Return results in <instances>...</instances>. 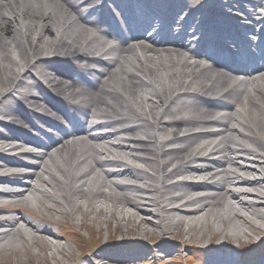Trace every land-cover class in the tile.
<instances>
[{
    "label": "bare ground",
    "instance_id": "bare-ground-1",
    "mask_svg": "<svg viewBox=\"0 0 264 264\" xmlns=\"http://www.w3.org/2000/svg\"><path fill=\"white\" fill-rule=\"evenodd\" d=\"M262 6L0 0V255L22 241L45 264L132 260L121 246L65 251L57 220L32 210L50 200L72 219L120 213L116 233L156 241L154 254L184 224L211 230L205 264H243L215 243L264 233Z\"/></svg>",
    "mask_w": 264,
    "mask_h": 264
},
{
    "label": "rangeland",
    "instance_id": "rangeland-1",
    "mask_svg": "<svg viewBox=\"0 0 264 264\" xmlns=\"http://www.w3.org/2000/svg\"><path fill=\"white\" fill-rule=\"evenodd\" d=\"M202 1L203 0H189L190 4L192 5H198ZM262 1L264 4V0ZM228 10L231 13L241 14V11L238 10L235 4H233L232 8ZM260 10L263 11L264 6H262ZM244 21L247 22L248 20H244ZM4 120H6V118H4ZM53 205L54 204L50 200H47L44 203H42L40 200H36L32 205V210H38L44 215L51 214L57 220L55 224L50 225L49 227L54 231L55 234L58 235V237L60 238L59 243L64 246L65 251L68 250L73 253H81L82 251H86L87 253H94L101 250L102 248L110 249L111 247L121 246L120 251L123 253V255H126L127 258L131 257L132 260H123L122 262H120V264H182L181 263L182 259L187 260L189 258V260H193L192 257L190 259V256H193L194 253L198 254V256L201 258V261L192 264H205L208 261L207 257L209 255L200 252V250H202L209 241V239L213 237V232L211 230L195 229L191 234H189L188 233L189 228L187 227V224H184L182 227L175 229L173 232L174 235L177 234L178 236L181 237L173 238L174 242L171 239L167 240L168 243H166L167 241L163 240L161 242V249L157 250L158 252L154 254L152 252H154V248H155L154 245L156 241L150 240L146 236L144 237L142 234L126 233L125 236H121L119 233H116L115 229L119 224L118 219L119 216H121L120 213H116L117 215L116 217L111 214L112 210L109 211L108 215H104L101 217L99 224L97 222V219L99 218V214H98L99 208L97 204L85 208L89 212V216L85 217L84 219L83 217H81L82 215L79 213H74L75 216L72 219L71 216H69V212L67 211L69 207L65 202L61 207L60 206L58 207L59 212L48 210V207H52ZM142 208L144 210L148 209L149 211L150 207L142 204ZM25 215L34 218V216L29 213H25ZM138 215L139 218L142 217L141 214ZM148 217L154 222L158 221V219L155 216H148ZM34 219L37 221L36 218ZM107 225L109 226V231L106 229ZM65 226L74 227L75 230L70 231L67 228H65ZM121 226L125 230V232L127 230L129 231L136 229L134 223L129 224L122 222ZM244 230L246 231L247 236L243 237L241 241L240 240L227 241L223 239L221 236H219L218 239L216 240L215 245L223 246L225 251L227 252L230 251V254L239 253L244 249L253 248L254 254H252L251 256L252 257L251 260L253 262L252 261L251 262L255 263L264 260V242L262 244L255 245L262 238H264V233L256 232L253 229H249V228H244ZM111 233L113 234V236L109 237V234ZM190 235L195 241L199 242L198 246L194 248L185 246L184 242L190 241L189 239ZM165 244H169V245L165 246ZM19 247L21 250L20 255H16L11 250H5L4 251L5 253H3V255H0V264H45L42 261L44 252L41 249L35 246H30L29 244L24 243L22 241L20 242ZM28 249L31 252L38 254L40 262L37 261L31 262L29 256H27L24 253ZM113 250L115 251V254L119 251L118 248L117 249L115 248ZM7 253L8 255L5 256V254ZM49 253L51 252L47 251V254ZM52 263L56 264L55 261H53ZM100 263L101 261L99 260L94 261V264H100ZM63 264H72V263L69 261H65ZM83 264H91V263L84 262ZM243 264H249V263L245 262Z\"/></svg>",
    "mask_w": 264,
    "mask_h": 264
}]
</instances>
